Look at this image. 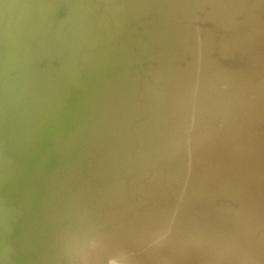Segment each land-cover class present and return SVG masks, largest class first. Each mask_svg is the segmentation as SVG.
Masks as SVG:
<instances>
[{
	"label": "water",
	"instance_id": "obj_1",
	"mask_svg": "<svg viewBox=\"0 0 264 264\" xmlns=\"http://www.w3.org/2000/svg\"><path fill=\"white\" fill-rule=\"evenodd\" d=\"M0 264H264V0H0Z\"/></svg>",
	"mask_w": 264,
	"mask_h": 264
}]
</instances>
